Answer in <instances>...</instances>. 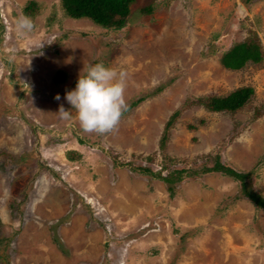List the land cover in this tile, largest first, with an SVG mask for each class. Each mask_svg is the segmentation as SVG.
Returning a JSON list of instances; mask_svg holds the SVG:
<instances>
[{
	"label": "rangeland",
	"instance_id": "obj_1",
	"mask_svg": "<svg viewBox=\"0 0 264 264\" xmlns=\"http://www.w3.org/2000/svg\"><path fill=\"white\" fill-rule=\"evenodd\" d=\"M246 40L262 62L222 68ZM96 63L127 73L128 110L103 135L65 99ZM241 87L253 96L234 113L196 105ZM216 156L264 199V0H136L119 30L65 17L60 0H0V264H264V210L197 173ZM139 169L197 174L169 196Z\"/></svg>",
	"mask_w": 264,
	"mask_h": 264
},
{
	"label": "trees",
	"instance_id": "obj_2",
	"mask_svg": "<svg viewBox=\"0 0 264 264\" xmlns=\"http://www.w3.org/2000/svg\"><path fill=\"white\" fill-rule=\"evenodd\" d=\"M136 0H60V6L65 17L72 20L85 19L103 29L119 30L122 29L129 15V8ZM36 8L35 3L29 2L24 9L29 13ZM142 13H150V9H145ZM263 60V53L260 45L253 40H246L231 46L220 58L219 63L225 70L239 71L247 64H259ZM65 80V74L56 72L54 82L60 83ZM159 90V89H158ZM160 91V90H159ZM253 96L250 87L238 88L229 94L221 97L209 96L199 98L196 105L211 113H234L245 106ZM141 100L133 103L135 106ZM178 112H174L165 124L160 148L163 149L167 139V131L177 117ZM140 173H146L160 179L166 185L169 196L173 195L174 185L180 182L185 176L199 174L216 173L229 177L238 182L241 196L249 201L256 208L264 210V199L252 190L249 183V173H239L231 168L222 165L216 156L211 166H203L196 173H189L186 170H176L169 173L166 177L153 175L146 169H139Z\"/></svg>",
	"mask_w": 264,
	"mask_h": 264
},
{
	"label": "clouds",
	"instance_id": "obj_3",
	"mask_svg": "<svg viewBox=\"0 0 264 264\" xmlns=\"http://www.w3.org/2000/svg\"><path fill=\"white\" fill-rule=\"evenodd\" d=\"M17 29L21 33L31 31L33 22L29 17L21 16L17 20ZM127 73L96 63L87 68L85 75H80L75 89L65 94L66 101L75 110L85 132L107 134L114 131L123 114L128 110L126 101ZM56 100L60 96L55 97ZM58 113L64 119H72L71 111L63 106Z\"/></svg>",
	"mask_w": 264,
	"mask_h": 264
}]
</instances>
